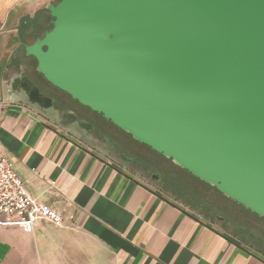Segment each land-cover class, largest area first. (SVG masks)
Segmentation results:
<instances>
[{"label":"water","instance_id":"1","mask_svg":"<svg viewBox=\"0 0 264 264\" xmlns=\"http://www.w3.org/2000/svg\"><path fill=\"white\" fill-rule=\"evenodd\" d=\"M54 1L39 10L48 30L20 50L29 71L264 218V0ZM21 38L2 57L0 102L127 167L88 121L28 90L21 59L9 70Z\"/></svg>","mask_w":264,"mask_h":264},{"label":"crops","instance_id":"2","mask_svg":"<svg viewBox=\"0 0 264 264\" xmlns=\"http://www.w3.org/2000/svg\"><path fill=\"white\" fill-rule=\"evenodd\" d=\"M46 1L0 0V69L7 40ZM86 121L108 141V152L117 149L149 170L142 146L108 135L97 118ZM0 153L28 193L64 217L62 226L0 223V264H264L260 230L247 214H230L174 173L157 174L151 184L28 108L0 102Z\"/></svg>","mask_w":264,"mask_h":264},{"label":"built area","instance_id":"3","mask_svg":"<svg viewBox=\"0 0 264 264\" xmlns=\"http://www.w3.org/2000/svg\"><path fill=\"white\" fill-rule=\"evenodd\" d=\"M0 223L33 224L44 220L62 226L63 215L53 206L33 198L22 179L0 153Z\"/></svg>","mask_w":264,"mask_h":264},{"label":"flooded vegetation","instance_id":"4","mask_svg":"<svg viewBox=\"0 0 264 264\" xmlns=\"http://www.w3.org/2000/svg\"><path fill=\"white\" fill-rule=\"evenodd\" d=\"M56 2H57V0L54 1V3H56ZM40 8H41V6L39 7V10H40ZM39 10L37 12H41ZM41 14H44V16L43 17H37V16L33 15L34 17H28L27 20L22 21L21 22L22 25H20V23H19V27L17 28V31H16L15 34L16 35H22V38H21V41H20L21 45L20 44L18 45L19 46L18 51L12 55V58H11V60L9 62V64H10V66H9L10 69L9 70H12L13 67L17 66V63H18L19 60L16 58L15 54L21 53V51H22L21 49L23 48V45L26 44V43L33 42L37 37H41L44 34L45 30L50 25V21H51L52 18L45 16V14H47L46 11H42ZM39 15H40V13H39ZM25 25L29 26V28L27 27L25 29ZM28 34H30V35L28 36ZM28 37H30V38H28ZM7 41L8 42L6 44V48H8L7 46H8V43H9V39ZM18 46H16V47H18ZM16 47H14V48H16ZM21 56H22V53H21ZM21 62H23V59H22ZM31 63L32 62H29L28 64L24 63L25 71H24L23 78H22V81H21V82L24 81V82L28 83V85H29L28 90H37L39 92V94H40V97L53 98L54 99L53 103L55 105L59 106L61 109H71V110H73L77 114L79 119H85L81 115L82 112L85 115H87V116H93L92 112L87 111L86 109L82 108L81 106H79L74 101H71L64 93H62L59 90L55 89L53 86L47 84L41 78L40 75H38L37 73H34V71H31V70H30L31 72H29L28 70L31 69V68H29L28 65H30ZM28 73H29V75H28ZM2 77L4 79H6L4 77V75ZM19 83L20 82L17 81L16 85L19 84ZM117 151H118L117 149H115L114 151H113V149H109V153L113 152L114 155L120 154L119 151L118 152ZM124 163L128 164L129 167L133 171H135L137 174H139L141 176H145L146 178L151 179L153 181L156 180L153 177L152 172L148 171L146 167H143L138 162L130 160V161H126ZM155 182H157V181H155ZM195 202L193 203V205L196 208H198L199 210L204 211V210L208 209V208H203L204 206L202 207V204H199L197 201H195ZM207 212H208L207 214L209 216H212L213 218L215 217V213L211 212L210 210H207ZM240 234L242 235L244 233L241 232Z\"/></svg>","mask_w":264,"mask_h":264},{"label":"rangeland","instance_id":"5","mask_svg":"<svg viewBox=\"0 0 264 264\" xmlns=\"http://www.w3.org/2000/svg\"><path fill=\"white\" fill-rule=\"evenodd\" d=\"M45 15L48 17L47 14H45ZM81 115L83 117L87 118L89 121L95 122V119L96 118L94 116H87L83 112L81 113ZM98 126H99L100 130H102L104 132H107V134L110 135V136H113L114 133H117V134L123 135L122 137H123V139L125 141L128 138L126 135L120 133L114 127L106 128V127H103L100 123H98ZM117 139H118V142H121L124 145H126L125 141L122 138H117ZM141 150L142 151L144 150L143 152L146 153V154H148V155L150 154L149 156H147V155L146 156L147 157H150L151 160H148L147 158H145V159H146V161L148 163V169H149L148 171L152 172V174H155V175L161 174V175H163V177L166 174V176L168 177L169 174H167V173H170V174L171 173H174V174H177L178 177L179 176H182V179H184L186 181H189V182H187L186 185L191 186V188H194L196 190V192H197L196 193L197 195L200 194L202 197L206 196V198H208L209 201H213V202L216 201V200H219V202L221 204L219 202H216V203H218V206L224 205V208H227V212H229L232 215L238 210V209H235L234 206L231 205V204L227 205V201L224 198H222L221 195L216 190H214L212 188H209V187H206V186L204 188V186H201V185L195 183L194 181H191L190 178H188L190 176L185 175L184 172L182 173L181 170L179 171V169H177V168H176V170H174V169H170L169 168L170 165H168V167H167L165 161L161 159L162 156L161 157H158V156H160L159 154L154 153V152L148 150L144 146H143V148H141ZM167 177L163 180V183L166 182ZM223 199H224V201H223ZM247 217L248 218H253V219H250V221L251 222H254L256 224V226H255L256 229L260 230L257 233L260 235L261 239L263 240V246H262V248L264 250V224H263V221L260 219V217L256 218L253 215L247 216ZM254 219L257 222L254 221Z\"/></svg>","mask_w":264,"mask_h":264},{"label":"trees","instance_id":"6","mask_svg":"<svg viewBox=\"0 0 264 264\" xmlns=\"http://www.w3.org/2000/svg\"><path fill=\"white\" fill-rule=\"evenodd\" d=\"M46 28H47V27H46ZM46 28H45V29H46ZM65 95H66V94H65ZM66 96L70 99V97H69L68 95H66ZM70 100H71V99H70ZM71 101H74V100H71ZM74 102L77 103L76 101H74ZM77 104H78V103H77ZM78 105H79V104H78ZM79 106H81V105H79ZM81 107L84 108V109H86L87 111H90V109H88L87 107H83V106H81ZM90 112H91V111H90ZM92 114H93V116H94L95 118L98 119V123H100L103 127H106V128L114 127V128H115L116 130H118L120 133H122V134L126 135L128 138H130L131 141H132L133 143H135L136 145H139V146H142V147L144 146V147H146L148 150L154 152V151L151 150L148 146H145V145H142V144L138 143L137 141L133 140L129 134H127V133L123 132L122 130H120L119 128L115 127V126L112 125L109 121H106V120H105L100 114H97V113H95V112H92ZM154 153H156V152H154ZM158 157H161V155L158 156ZM161 159L164 160V161H166L169 165H171V166H173V167H175V168L181 170L182 172H184L185 174H187V175L190 176L191 178H193V179L199 181V183H201L202 185H204V186H206V187H209L208 185H206L205 183H203V182L200 181L199 179H197V178H195L194 176H192V175H191L190 173H188L186 170H184V169H180L179 167L173 165V164L170 162V160H167V159H165V158H163V157H162ZM209 188H212V187H209ZM212 189H213V188H212ZM214 190H215V189H214ZM217 192H218V191H217ZM218 193H219V192H218ZM219 194H220V193H219ZM220 195H221V194H220ZM221 197L224 198L229 204L233 205L235 209H239V211H241V212L247 214L248 216L253 215V216H255L256 218H258V216H256L255 214L248 212V211L245 210L243 207H241L240 205L234 203L233 201L229 200L228 198L224 197L223 195H221ZM260 219L263 221V224H264V218H260Z\"/></svg>","mask_w":264,"mask_h":264}]
</instances>
